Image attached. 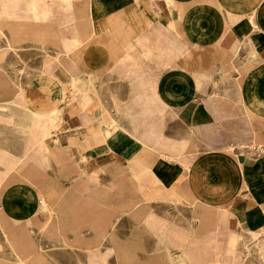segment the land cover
Here are the masks:
<instances>
[{
    "label": "crops",
    "instance_id": "1",
    "mask_svg": "<svg viewBox=\"0 0 264 264\" xmlns=\"http://www.w3.org/2000/svg\"><path fill=\"white\" fill-rule=\"evenodd\" d=\"M173 1L0 6L6 44L35 39L45 49L51 41L55 58L82 46L81 68L63 65L47 104L35 93L37 77L22 81L25 65L8 63L2 75L0 226L25 264L40 253L29 237L40 212L48 234L76 229L79 218L104 232L82 196L104 189L91 187L101 171L128 172L140 187L152 181L194 208L183 233L145 215L168 264H244L246 254L245 264H264V0ZM59 109L55 121L46 118ZM27 162L51 174L6 175L22 164L25 173Z\"/></svg>",
    "mask_w": 264,
    "mask_h": 264
},
{
    "label": "rangeland",
    "instance_id": "2",
    "mask_svg": "<svg viewBox=\"0 0 264 264\" xmlns=\"http://www.w3.org/2000/svg\"><path fill=\"white\" fill-rule=\"evenodd\" d=\"M84 1L75 0L77 10ZM3 3L4 0L3 2L0 0V6ZM6 18L7 16L2 14L0 9V24L1 21H6ZM67 32H71L69 26H67ZM7 33L10 34L11 31ZM23 43V48L19 46L15 48L12 42L6 44L4 39H0V45H2L0 46V58L5 56L8 60L3 67H0V89L8 83L3 80L2 76L6 75L8 63L15 66L25 65V71L19 72L22 81L25 83L29 75L37 77L38 89L35 93L40 102L47 104L57 87L55 76L64 70L63 65L81 68L79 56L82 46L75 48L70 55L62 53L60 58H55L57 45L54 42L47 41L45 49L35 47V43H39L35 39L24 40ZM14 76L17 74L14 73ZM59 102H61L60 99ZM49 106L52 108L54 105ZM26 167L28 168L25 173L22 171L25 169L22 164V166L11 168L6 175L22 177L25 175V178L29 179L33 171L40 169L44 170L46 175L51 174V170L39 164L35 166L32 162H27ZM101 172L98 180L93 179L94 183L91 187L96 188L95 183H98L104 189H89L82 196L86 200L84 203H92V207L97 209L95 224L100 227L99 229L106 228L104 232L99 233L94 228L96 226H90L79 218V222H75L80 224L79 227L74 229L67 226L61 230L63 234L57 237L42 229L41 225L45 222L46 216L40 212L30 226L29 233V237L36 244L41 245L38 249L40 253L36 255L32 253L28 256L30 264H36L33 258L37 255L40 256L39 264H168L162 258L161 250L158 248L157 232L147 224L144 219L145 215L151 212L171 226L179 225L183 233L192 228L191 222L187 223L183 220H186L188 215L194 214V208L187 203L184 205L183 201L177 200L174 195L169 194V191L152 181L146 180L140 187L137 180L128 172H121L116 176ZM61 184L69 187L64 180ZM14 228H18V225ZM64 236L67 237L66 240L69 243H64L62 239ZM92 256H98V261L92 262ZM250 256L251 254H246L244 264ZM0 264H25L16 258L10 249L4 239L1 226Z\"/></svg>",
    "mask_w": 264,
    "mask_h": 264
},
{
    "label": "bare ground",
    "instance_id": "3",
    "mask_svg": "<svg viewBox=\"0 0 264 264\" xmlns=\"http://www.w3.org/2000/svg\"><path fill=\"white\" fill-rule=\"evenodd\" d=\"M167 1V4L168 5H173V3H174V1L173 0H166ZM91 2V1H90ZM58 86V85H57ZM54 105V104H53ZM56 106V105H55ZM58 109V108H57ZM59 112H60V109L59 110H57L55 113H53V114H46V118H50L51 120H52V122L53 121H55L56 119H57V117L59 116ZM32 113V112H31ZM50 122V121H49ZM52 124V123H51ZM51 135V134H50ZM53 135V134H52ZM46 137V136H45ZM50 137V136H49ZM55 138H57V137H55ZM45 148V147H44ZM158 229H160V227L158 228Z\"/></svg>",
    "mask_w": 264,
    "mask_h": 264
}]
</instances>
